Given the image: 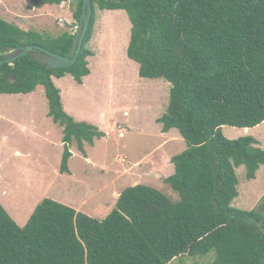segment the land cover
<instances>
[{"label":"trees","instance_id":"obj_1","mask_svg":"<svg viewBox=\"0 0 264 264\" xmlns=\"http://www.w3.org/2000/svg\"><path fill=\"white\" fill-rule=\"evenodd\" d=\"M67 1L77 25L82 0L30 4L54 8ZM97 8L125 10L131 23L127 56L139 65V76L170 85L157 121L187 144L170 158L174 172L165 178L178 198L138 183L98 218L44 197L23 226L0 204V264H173L212 251L209 264H264V196L255 208L232 205L239 194L236 168L244 165L246 179H254L264 149L251 135L229 140L221 132L224 125L252 128L264 121V0H91L72 65L49 69L30 54L0 63V93L44 88L48 115L62 127L61 173L69 172L73 142L84 154V143L104 136L63 109L52 80L70 74L81 84L89 75ZM73 37L72 29L51 35L0 17V50L32 44L66 56Z\"/></svg>","mask_w":264,"mask_h":264},{"label":"rangeland","instance_id":"obj_2","mask_svg":"<svg viewBox=\"0 0 264 264\" xmlns=\"http://www.w3.org/2000/svg\"><path fill=\"white\" fill-rule=\"evenodd\" d=\"M30 1L0 0V17L51 35L76 30L68 1L54 8L32 7ZM130 28L125 10L97 8L88 43L94 52L88 57L89 75L81 84L70 74L52 77L63 109L104 132L92 145L84 143V154L71 144L69 172L59 171L62 127L48 115L44 88L0 93V204L18 225H25L44 197L98 218L112 210L123 189L138 183L178 198L165 178L174 172L170 158L187 144L176 129L163 132L157 121L166 112L170 85L139 76V65L126 54ZM221 132L229 140L251 135L264 149V121L248 130L224 125ZM245 172L244 165L236 168L239 194L232 205L247 210L264 196V165L252 180ZM213 258L212 251L173 264H209Z\"/></svg>","mask_w":264,"mask_h":264},{"label":"water","instance_id":"obj_3","mask_svg":"<svg viewBox=\"0 0 264 264\" xmlns=\"http://www.w3.org/2000/svg\"><path fill=\"white\" fill-rule=\"evenodd\" d=\"M91 0H82L80 18L74 32L72 44L66 56L52 52L42 46L23 45V46H7L0 50V63L12 64L17 58L30 54L34 60L49 69H58L72 65L81 49L82 40L86 34L89 21L91 19Z\"/></svg>","mask_w":264,"mask_h":264},{"label":"clouds","instance_id":"obj_4","mask_svg":"<svg viewBox=\"0 0 264 264\" xmlns=\"http://www.w3.org/2000/svg\"><path fill=\"white\" fill-rule=\"evenodd\" d=\"M77 26V25H76ZM75 32V31H74ZM259 125V124H258ZM244 129H246V130H248V128H244ZM122 134V133H121ZM76 212H78L77 210H76Z\"/></svg>","mask_w":264,"mask_h":264}]
</instances>
